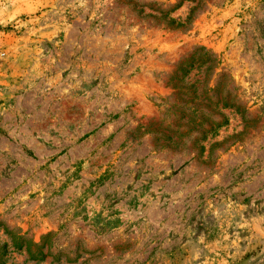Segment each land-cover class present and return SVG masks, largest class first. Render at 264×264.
<instances>
[{
  "label": "rangeland",
  "instance_id": "374dc122",
  "mask_svg": "<svg viewBox=\"0 0 264 264\" xmlns=\"http://www.w3.org/2000/svg\"><path fill=\"white\" fill-rule=\"evenodd\" d=\"M201 46L241 110L196 143ZM0 264H264V0H0Z\"/></svg>",
  "mask_w": 264,
  "mask_h": 264
},
{
  "label": "trees",
  "instance_id": "16d2710c",
  "mask_svg": "<svg viewBox=\"0 0 264 264\" xmlns=\"http://www.w3.org/2000/svg\"><path fill=\"white\" fill-rule=\"evenodd\" d=\"M176 8L178 7L173 10ZM197 9L198 4L192 6L185 19L170 16L173 10L158 8L156 10L161 12V18L166 20L170 29H189L193 24ZM139 11L143 12L144 10L140 8ZM218 64L217 56L206 47L201 46L186 57L170 77L169 83L175 90L176 100L168 108V113L175 116L179 122L174 128L178 138H183L196 131L199 135L196 136L195 142L199 143L206 140L209 135L211 137L217 135L218 130L228 124L227 116L220 110L218 111L220 104H222L221 108L236 107L237 110H241V105L236 102V96L232 95V89L228 88L227 82L218 80L213 86L209 84L210 75ZM193 69H198L196 75L200 76L194 81L189 77ZM214 113H218L222 120L214 118ZM216 145H218L217 142L214 143V146ZM204 148L201 146V151ZM22 239V237H18L19 241ZM33 246L34 244L30 243L27 251L32 253Z\"/></svg>",
  "mask_w": 264,
  "mask_h": 264
}]
</instances>
